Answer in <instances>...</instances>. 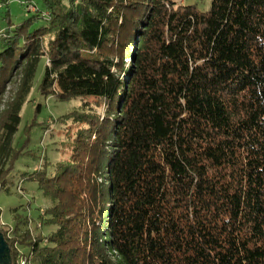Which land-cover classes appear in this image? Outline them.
<instances>
[{
	"label": "trees",
	"instance_id": "16d2710c",
	"mask_svg": "<svg viewBox=\"0 0 264 264\" xmlns=\"http://www.w3.org/2000/svg\"><path fill=\"white\" fill-rule=\"evenodd\" d=\"M38 2L2 17L0 177L43 58L41 96L93 103L59 118L70 159L28 174L57 230L0 224V264H264V0Z\"/></svg>",
	"mask_w": 264,
	"mask_h": 264
},
{
	"label": "rangeland",
	"instance_id": "374dc122",
	"mask_svg": "<svg viewBox=\"0 0 264 264\" xmlns=\"http://www.w3.org/2000/svg\"><path fill=\"white\" fill-rule=\"evenodd\" d=\"M178 4L196 5L201 11L206 12L211 7L212 0H175ZM0 29L7 28V21L2 19L7 11L10 12L11 21L18 25L29 16L42 15L48 19L50 13L41 11L42 5L38 0H9L8 5L0 0ZM2 33H0L1 37ZM52 37L45 38L46 44ZM3 50L0 44V52ZM49 60L43 58L39 65L31 93L27 97L21 111V124L13 140V148L17 150L19 159L5 164L4 176L0 177V209L2 215L0 224L13 229L16 225L15 218L22 216L30 224L21 227L31 230L34 234L42 232L45 236L57 230L54 226H44L47 218L46 211L52 206V201L46 198L39 190L38 185L29 180L28 174L39 170L45 162L49 163L48 172L54 174L59 163H66L70 159L73 139L78 126L72 122L62 124L59 118L70 112L81 110L83 102L90 104L93 100H72L61 102L55 97L46 99L41 96L38 87L44 76L45 67ZM19 86V72L7 86V92L0 98V127L2 117L13 101ZM41 110L37 112V108ZM1 135V131H0ZM2 169V168H1ZM0 169V170H1ZM23 255L28 254V249L20 247Z\"/></svg>",
	"mask_w": 264,
	"mask_h": 264
},
{
	"label": "built area",
	"instance_id": "2783aa9c",
	"mask_svg": "<svg viewBox=\"0 0 264 264\" xmlns=\"http://www.w3.org/2000/svg\"><path fill=\"white\" fill-rule=\"evenodd\" d=\"M21 264H25V261H22Z\"/></svg>",
	"mask_w": 264,
	"mask_h": 264
}]
</instances>
